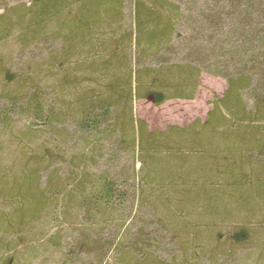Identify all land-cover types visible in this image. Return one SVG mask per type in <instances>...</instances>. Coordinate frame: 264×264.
<instances>
[{"label":"trees","instance_id":"trees-1","mask_svg":"<svg viewBox=\"0 0 264 264\" xmlns=\"http://www.w3.org/2000/svg\"><path fill=\"white\" fill-rule=\"evenodd\" d=\"M126 6L127 0H35L30 8L21 9L15 22L0 16V40L8 38H4L7 31H17L23 47L36 45L34 49L38 50L41 45L48 52L44 64L32 58L28 69L34 70L36 78L43 71L40 80L53 81L67 91L78 87L81 76L95 83V93L73 94L78 98L72 106L67 104L77 110L72 113L77 119L75 134L93 132L101 141L108 136L112 147L116 141L111 135L118 131L119 145L126 142L134 156L135 150L141 149L144 170L141 175L133 173L131 180L117 172L99 178L85 176L66 195L55 190L47 198L36 181L32 189L19 186L13 195L20 204L18 220H6L7 231L13 230L15 223L19 226L39 217L49 202L54 212L58 213L61 203L67 202L78 212L80 228L68 231V237H62L63 243L58 245L68 250L64 252L63 264H106L115 250L120 257L118 264H161L151 252L153 248L161 253L152 245H161V220H165L163 226L169 223L172 228L177 223L167 216L174 215L185 224L183 228L176 226L182 232L179 239L192 236L193 232L186 229L191 216L186 213L188 199L193 205L190 210L195 207L200 212L206 196L211 194L216 198L220 192H230L235 187H264V181L259 179L264 174V0H135L130 17ZM128 18L132 27L124 36L117 37L129 23ZM94 32L101 37L104 50L112 47L114 39L116 45L117 41L124 45L130 42V48H136L135 66L129 58L127 61L118 57L116 51L110 57L90 58V50L96 46ZM81 55L85 60L80 59ZM170 58L176 65L163 66L162 62ZM142 63H161V69L140 71L137 65ZM202 73L223 77L228 83L227 91L215 102L205 123L197 120L185 128L169 126L161 135L148 136L144 124L140 123L138 132L132 117H121V99L130 96L134 84L139 94L152 92L162 105L168 99H192ZM28 85L25 81L19 84L22 88L18 86L17 92L6 96V114L16 112L18 100L26 95ZM31 94L32 117L49 125L56 112H52L41 91ZM114 113L113 132L102 130ZM163 163L171 165L164 167ZM164 173L167 176L161 177ZM248 173L252 177L250 182L246 180ZM21 196L35 199L36 209L30 216L21 208L25 203ZM174 200L177 207L170 204ZM162 207H166L167 213H161ZM135 208L142 216L147 215L148 221L133 244L126 247L118 234L108 232L106 219L113 213L127 219ZM141 215L135 216L134 224L141 221ZM85 226L89 232L80 230ZM52 239L55 242L59 238L54 234ZM51 242L44 247L49 249ZM27 253L31 256V251ZM53 253L61 254L59 250ZM31 260L28 262L32 263Z\"/></svg>","mask_w":264,"mask_h":264},{"label":"rangeland","instance_id":"rangeland-1","mask_svg":"<svg viewBox=\"0 0 264 264\" xmlns=\"http://www.w3.org/2000/svg\"><path fill=\"white\" fill-rule=\"evenodd\" d=\"M134 1L127 0L128 17L133 11ZM34 4L35 0H0V16H8L10 21L15 22L16 17L21 14V9L30 8ZM26 16L28 17V14ZM127 20L124 19L127 22L126 26L124 23L125 27L123 31L118 32L117 37L124 36V32L132 27L130 18ZM7 32L3 37L8 38L4 41L0 40V264H58V262L63 264L64 252L68 250L60 249L58 245H62V237H68L66 235L68 231L71 233V229L80 228L81 218L77 216L78 212L69 202L67 205L61 203L58 213L54 212L53 208H50L52 203L49 202L39 217L25 220L19 226L15 223L16 228L13 225V230L7 231L5 230L8 228L6 220L9 221L13 217L18 220L19 211L17 209L20 204L18 199H13V195L18 192L19 186L20 189L22 187L26 190L28 187L32 189V183L36 181L39 190L47 198L55 190L63 192L62 196L66 195L67 191L72 190L75 185L78 186L85 176L95 175L99 178L103 174L117 172L131 180L133 173L141 175L144 170L141 149L139 150L138 147L134 156V153L127 148L126 142L119 145L118 140L121 138V133L117 130V135H111L116 141V145L112 147L108 136L101 141L98 138L99 135L93 132L87 135L79 132L75 134L77 119L72 113L77 110L68 108L67 104H73L78 98L73 94L83 96L95 93V83L92 84L85 79L86 77L81 76L80 79L83 78V80L76 83L78 87L67 91V88L63 90L53 81L45 83L40 80L39 77L44 74L43 71L42 73L39 71L36 78L34 70L28 68L32 65L33 59L34 62L43 64L48 61L49 56H47L48 52L44 49L45 47L39 45L38 50L34 49L36 45L23 47L19 43L17 31H13L12 34ZM93 36L96 46L90 50V58H106L112 53H117L118 57L127 58V61L129 58L132 66H135L136 48L131 49L130 42L124 45V42L117 41L118 45H116V39H114L112 47L104 50L99 34L94 32ZM80 59L85 60V57L81 55ZM172 59L162 62L163 66H175L176 61ZM103 61L104 58L100 60V63ZM100 63L97 62V65ZM142 64L137 65L140 71L161 69V63L158 65ZM25 81L30 83L25 88L27 89L26 95L19 98V107L17 106L16 112L6 114V110H3V107L7 105L6 96L11 92H17L19 84ZM227 88L228 83L225 78L202 73L192 99L173 98L159 105L152 92H140L139 94L134 84L130 96L121 99L120 115L128 120L132 117L138 132L141 130V123L144 124L148 136L161 135V132L169 126L185 128L197 120L205 123L215 102L224 96ZM76 89L78 90L75 91ZM37 90L44 94L46 103L51 105L52 112L53 110L56 112L54 113L56 117L49 125L44 120H35L31 115L30 96ZM115 116L114 113L112 118L106 121L102 130H112ZM168 165L171 164H162L164 167ZM244 172L249 171L244 169ZM247 175L246 180L250 182L252 177L250 178L249 173ZM162 176L165 177L167 174L164 173ZM259 179L264 181V174ZM94 180L96 179L92 181ZM53 187L54 190H52ZM243 189L235 187L230 192H220L216 198L212 194L206 196L205 206L200 212H197L195 207L192 211L190 210L193 205L188 199L186 213H191V216L186 229L193 232V237L185 235L179 239L182 232L180 233L176 226L183 228L185 224H182L181 220L176 219L174 215L168 214L167 218L173 219L177 224L171 228L167 223L169 226L164 225V227L162 224L165 222L162 221L165 220H161V245L156 247L155 242L152 244L161 253L157 254L153 248L151 252L158 256L161 264H264V187ZM164 198L168 200L167 196ZM24 202L21 208H24L23 212L26 216H30L36 209L35 199L26 196ZM170 204L173 207L178 205L175 200ZM180 207L183 208L182 205ZM165 209L162 207L161 213H167ZM140 213L135 208V212L127 219L111 213L112 216L106 219V224L110 226L108 232L118 234V238L125 242L123 244H126V247L131 246L148 221L147 215L142 213L144 215L142 216ZM136 215H141L139 216L141 221L138 220L139 222L134 224ZM122 226L124 228L120 230ZM80 230L89 232L88 226ZM60 232L58 237L56 234ZM240 232H243V236L238 235ZM54 234L56 239L59 238L55 242L52 239ZM130 235L132 237L128 239ZM50 240H52V244H49L51 249H46L44 245ZM44 249L48 252L43 251ZM55 250H59L61 254H56V252L55 256L53 253ZM27 251H31V256ZM117 251H112L106 264H118L120 257ZM51 254L53 259H51ZM22 256L29 259L22 261ZM32 257L33 260H31ZM28 260L33 262L30 263Z\"/></svg>","mask_w":264,"mask_h":264}]
</instances>
